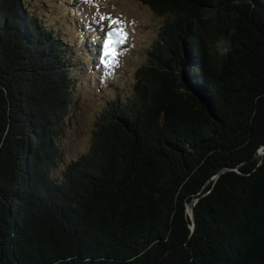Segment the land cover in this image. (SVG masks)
<instances>
[{"label":"trees","instance_id":"16d2710c","mask_svg":"<svg viewBox=\"0 0 264 264\" xmlns=\"http://www.w3.org/2000/svg\"><path fill=\"white\" fill-rule=\"evenodd\" d=\"M141 1L158 38L66 161L73 44L0 0V264H264V0Z\"/></svg>","mask_w":264,"mask_h":264},{"label":"rangeland","instance_id":"374dc122","mask_svg":"<svg viewBox=\"0 0 264 264\" xmlns=\"http://www.w3.org/2000/svg\"><path fill=\"white\" fill-rule=\"evenodd\" d=\"M24 1L45 28L73 44L70 56L76 57L79 68L74 80L76 104L68 113L69 125L62 141L66 161H70L89 150L96 123L110 103L130 92L135 71L146 62L147 51L158 38L164 18L141 0ZM114 19L121 25H114ZM117 27H123L126 39L116 34L107 36ZM84 38L90 44L86 52ZM105 40H110L114 57H104ZM102 58L107 64L101 62Z\"/></svg>","mask_w":264,"mask_h":264},{"label":"snow or ice","instance_id":"6c2138e0","mask_svg":"<svg viewBox=\"0 0 264 264\" xmlns=\"http://www.w3.org/2000/svg\"><path fill=\"white\" fill-rule=\"evenodd\" d=\"M87 2H91V0H87ZM101 19H104V17H101ZM112 23L114 25H121V21L118 20V19L112 20ZM114 34L118 35L121 39H126V37H127V33L124 32L123 27L114 28L112 31H109L107 33V36L108 37H111ZM109 55H112L114 57L115 53L110 48V40H105V44H104V57H107ZM101 62L107 64V61L104 58H102Z\"/></svg>","mask_w":264,"mask_h":264},{"label":"water","instance_id":"95a60500","mask_svg":"<svg viewBox=\"0 0 264 264\" xmlns=\"http://www.w3.org/2000/svg\"><path fill=\"white\" fill-rule=\"evenodd\" d=\"M264 148L260 149L258 154L254 157V159H259L261 158L262 156H264ZM225 171V170H224ZM224 171H222L221 173H223ZM196 205V202H192L189 207H188V212L189 214L191 215L193 221L195 222V215H194V207Z\"/></svg>","mask_w":264,"mask_h":264}]
</instances>
